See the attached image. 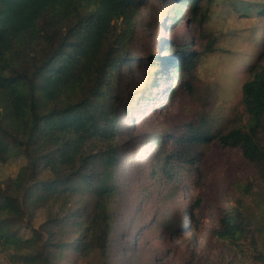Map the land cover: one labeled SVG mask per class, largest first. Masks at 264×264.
Wrapping results in <instances>:
<instances>
[{
	"label": "trees",
	"instance_id": "1",
	"mask_svg": "<svg viewBox=\"0 0 264 264\" xmlns=\"http://www.w3.org/2000/svg\"><path fill=\"white\" fill-rule=\"evenodd\" d=\"M155 1L169 7L165 28L183 21L179 18L185 4L192 22L206 19L204 4L212 2ZM144 3L0 0V165L14 157L25 160L15 176L0 181V254L7 255L9 264H77L87 256L93 264H111L115 207L131 176L141 173L160 184L166 180L177 190L180 182L190 181L186 168L198 170L203 146L215 142L223 149H239L250 168L220 210L215 240L250 262L245 264H264L262 63L242 87L243 115L218 130L202 116L189 123L187 133L147 135L149 143L134 157L142 170L120 177L122 138L128 130L120 127L116 76L122 72L128 77L122 67L136 62L127 48L146 19ZM260 12L264 15V8ZM147 23L153 22L148 18ZM187 43L183 47L175 42V55L165 56L159 65L152 54L157 77L146 86L149 94L159 81L169 83L158 92L163 99L186 87L189 94L194 92L200 55ZM260 60L264 62V51ZM138 91L132 95L140 99ZM147 100L154 103L151 97ZM39 210L45 211L46 220L35 229L30 220ZM171 212H155L140 234L153 226L163 236L198 227L192 209ZM24 229H31V237L19 236Z\"/></svg>",
	"mask_w": 264,
	"mask_h": 264
},
{
	"label": "rangeland",
	"instance_id": "2",
	"mask_svg": "<svg viewBox=\"0 0 264 264\" xmlns=\"http://www.w3.org/2000/svg\"><path fill=\"white\" fill-rule=\"evenodd\" d=\"M204 5L206 19L192 22L185 4L179 18L183 21L170 22V27L165 28L163 18L169 7L155 0H145L143 4L146 19L134 30L127 48L129 56L136 62L122 67L123 72L130 73L128 77L122 72L116 76L120 127L128 130L122 138L125 153L120 164V177L132 169H136L135 172L142 170L134 157L149 143L145 138L147 135L154 132L162 135L165 130L187 133L189 123H198L202 116L218 130L244 113L242 87L252 77L255 67L264 65L260 60L264 51V15L260 12L264 0H212ZM148 18L152 25L147 23ZM166 39L171 43L166 45ZM175 42L183 47L189 42V47L200 55L194 92L189 94L186 87L172 98L163 99L158 92L168 87L167 81H159L152 94L146 90L157 77L152 54L159 58L156 60L159 65L165 56L175 55L171 49ZM137 88L140 99L139 95H132ZM208 94L211 98L206 99ZM147 95L154 99L153 104L147 100ZM134 143L136 146L129 150ZM202 152L198 170L186 168L190 181L188 184L185 180L180 182L177 190L166 180H162V185L151 177L144 178L141 173L131 176L115 207L111 264L250 263L214 237L215 222L224 202L233 197L236 182L246 181L250 168L239 149H223L215 142L203 146ZM24 164L23 158L14 157L0 165V181L15 176ZM43 177L47 178V175ZM186 208L192 209L200 221L197 228L193 225L187 233L179 234L174 229L173 236H163L161 229L153 226L140 234L146 220L155 212L161 216L164 211H172L170 215H173ZM45 220V211L39 210L30 224L38 229ZM31 235V229L19 233L23 239ZM0 263L9 264L5 253L0 254ZM93 263L96 261L87 256L77 264Z\"/></svg>",
	"mask_w": 264,
	"mask_h": 264
}]
</instances>
